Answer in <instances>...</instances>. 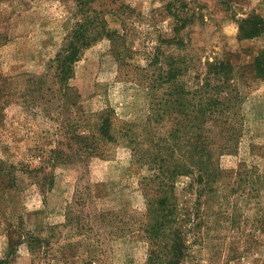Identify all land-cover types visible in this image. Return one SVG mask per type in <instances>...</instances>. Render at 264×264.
Wrapping results in <instances>:
<instances>
[{
	"label": "rangeland",
	"instance_id": "obj_1",
	"mask_svg": "<svg viewBox=\"0 0 264 264\" xmlns=\"http://www.w3.org/2000/svg\"><path fill=\"white\" fill-rule=\"evenodd\" d=\"M256 18L261 34L245 37L243 26L254 24H243ZM73 42L79 52L60 97L56 60ZM262 50L264 0H0V162L17 166L14 180L0 173V260L146 264L144 227L168 191L157 189L162 175L149 153L180 117L170 100L180 87L199 91L211 64L229 62L234 98L221 97L239 115L240 139L219 163L245 181L223 177L211 192L191 176L176 180L183 264H264ZM110 117L115 140L97 137L99 155L84 149L82 161L23 170L57 146L71 152L77 133L91 147ZM25 234L45 248L36 243L33 253Z\"/></svg>",
	"mask_w": 264,
	"mask_h": 264
},
{
	"label": "trees",
	"instance_id": "obj_2",
	"mask_svg": "<svg viewBox=\"0 0 264 264\" xmlns=\"http://www.w3.org/2000/svg\"><path fill=\"white\" fill-rule=\"evenodd\" d=\"M259 23L261 21L259 22L257 18L255 22L245 21L243 25L254 24L247 30L243 26L242 30L245 32V37L259 36L261 34ZM84 36L85 33L82 31L77 39H80V37L82 39ZM78 45V43L73 42L71 49L68 48V50H71L70 53H62L56 60L57 68L60 70H58V78L61 83L60 97L68 96L67 87L64 84L69 79L73 62L78 56ZM255 71L259 78L264 79V50L256 57ZM175 75L176 73L172 75L173 78L178 77V75ZM206 77H208V80L206 84L200 86L199 91L186 90L184 87L182 90L180 87L177 92L178 98L170 100L176 106L174 110L178 111L180 117L175 118L177 123L161 139L160 143H163L164 146H160L158 150L149 153V158H152L151 167H154V165L159 167L158 169L162 175L157 189H168V191H161L151 207V215L144 227V232L149 237L152 245L146 264H183L186 259V224L183 223L184 219H180L178 199L172 196L174 189H176V180L179 177L191 176L196 178L195 182L198 183V189H208L211 192L218 189L223 177L229 179L236 177L237 181L239 180L241 183L245 181L241 172L236 174L234 170L223 169L219 163L220 156L225 152L237 151L240 139V135L233 131L239 125V115L236 112L233 113L228 103L223 101L224 97H221L222 94L224 96V93H226L228 101L234 98L233 91L236 88L232 82L235 78L234 67L229 62L213 63L210 65ZM211 81H214V87L210 85ZM42 85L43 83L40 84L41 88ZM206 88H210V91L204 92ZM164 112V114L157 115L158 121L164 120L167 113L170 114V111L165 110ZM110 119L111 117L104 118L103 124L99 127V134L93 133L94 140L91 147L88 146L89 144L82 145L80 143L81 140H85L90 136L77 133V136L75 135L72 138L73 145L68 144L71 152L68 153L64 147L57 146L48 150L46 158H41L39 167L33 169L27 167L23 170L30 173H39L44 172L48 166L54 167L56 163L82 161L84 149H89L93 154L99 155L101 145L97 143V137L101 136L107 140H115L114 129H112L114 123ZM8 168L5 162H0V173L7 171L10 174V179L14 180V171L17 170V166L11 164ZM13 184L9 187L16 186ZM24 240L33 249V253L36 243H40L37 250L40 251L42 246L45 248L43 242L41 243V239L36 238L34 235H28L27 237V234H25ZM42 258L41 256L39 259ZM40 263L35 262L32 264ZM0 264H9V261L0 260Z\"/></svg>",
	"mask_w": 264,
	"mask_h": 264
}]
</instances>
